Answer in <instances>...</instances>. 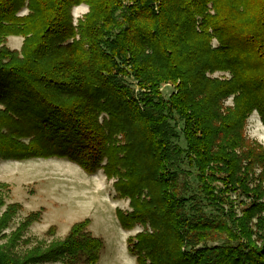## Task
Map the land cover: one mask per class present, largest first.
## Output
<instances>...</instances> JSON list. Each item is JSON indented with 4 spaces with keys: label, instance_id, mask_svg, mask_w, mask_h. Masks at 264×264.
I'll use <instances>...</instances> for the list:
<instances>
[{
    "label": "trees",
    "instance_id": "16d2710c",
    "mask_svg": "<svg viewBox=\"0 0 264 264\" xmlns=\"http://www.w3.org/2000/svg\"><path fill=\"white\" fill-rule=\"evenodd\" d=\"M0 107V161L66 159L114 181L131 209H117L121 227H144L128 240L138 264H264V147L245 136L254 112L264 124V0H0ZM184 154L223 216L181 194L171 167ZM4 188L0 264H98L89 219L19 255L41 212L5 233L20 206H6Z\"/></svg>",
    "mask_w": 264,
    "mask_h": 264
},
{
    "label": "rangeland",
    "instance_id": "374dc122",
    "mask_svg": "<svg viewBox=\"0 0 264 264\" xmlns=\"http://www.w3.org/2000/svg\"><path fill=\"white\" fill-rule=\"evenodd\" d=\"M88 12L89 7L84 4L75 7L73 9L74 24L77 25L78 20H83ZM27 14L28 10H23L20 16ZM213 44L216 45L217 42L214 41ZM224 76L231 78L228 73L209 74L210 78ZM161 92L163 97L168 100L175 89L172 85H163ZM232 105L233 99L230 98L226 102V106ZM170 123L177 134L173 141L174 145L186 150L183 122L176 118ZM245 136L250 142H257L264 147V124L257 112H254L248 119ZM57 160L54 158L25 162L1 161L0 163V185L5 186L3 194L6 206H20V210L5 233L10 235L25 218L41 212L40 219L25 231L22 240L17 244L16 252L22 255L41 242L44 243V246H49L52 242L63 241L74 224L89 219L88 230L92 234H98L96 238L102 239L104 243L98 264H138L136 256H128L127 252H124L122 232L126 230L118 228L114 223L111 217L110 201L100 198L104 195L109 199L111 196V200L119 205V209L131 211L128 200L117 199L113 188L114 181H109L102 170L91 176L78 166L76 168L64 160ZM65 161L68 160L65 159ZM171 170L181 176L182 182L188 183V190L184 192L182 189L181 192L185 198H198L196 202L200 201L199 204H202L206 213L212 216L220 215V211H216L208 205L206 200L202 199L197 180L198 173L189 164L186 154L175 159ZM232 199L237 202L238 208L242 206L241 202H246L242 195L235 194ZM5 209L3 208L2 211L4 212ZM187 209L189 210V205ZM223 215L221 213L220 217ZM111 229L114 235L107 236L105 233ZM142 231H144V227L141 225H137L132 231H126L127 234L125 233L124 237L126 243H128V237H134ZM2 243L5 241H0V244ZM123 255H125V259H123ZM120 258L122 263L117 260ZM41 264H62V261Z\"/></svg>",
    "mask_w": 264,
    "mask_h": 264
},
{
    "label": "crops",
    "instance_id": "0c3cea01",
    "mask_svg": "<svg viewBox=\"0 0 264 264\" xmlns=\"http://www.w3.org/2000/svg\"><path fill=\"white\" fill-rule=\"evenodd\" d=\"M23 38L22 37H9L8 38V42H7V46L9 47V48H11L12 50H21V47H22V45H23ZM1 108V107H0ZM59 160V159H58ZM57 160V161H58ZM30 161V160H29ZM61 161V160H60ZM23 162H25V161H23ZM63 162V161H62ZM64 162H67V163H69L70 165H72V166H74V167H76L77 168V165H75V164H72L71 162H68V161H65L64 160ZM0 163H1V161H0ZM78 168H79V166H78ZM81 169V168H80ZM89 177V176H88ZM102 200H109L110 201V205H111V210H112V213H111V217H112V219H113V221H114V223L118 226V228H120V229H123L122 227H121V225H120V223H119V220H118V218H117V209H118V207H119V205L118 204H116V203H113V201L111 200V196H110V198L109 199H107V198H105V196L103 195V197L101 196L100 197ZM106 211V210H105ZM103 232V231H102ZM123 233V235H122V243H123V249H124V252L126 251L127 252V254H128V256H132V254L130 253V251H129V246H128V243H126V238H124L125 237V233H126V231H123L122 232ZM107 236H113L114 234H113V231H112V229L108 232V233H105ZM127 234V233H126ZM93 235H95V237L96 236H98V234H93ZM130 237H128V239H129ZM128 239H127V241H128ZM125 255H123V259H125L126 257H124ZM119 262L121 261V258L120 259H117ZM121 263H122V261H121Z\"/></svg>",
    "mask_w": 264,
    "mask_h": 264
},
{
    "label": "built area",
    "instance_id": "2783aa9c",
    "mask_svg": "<svg viewBox=\"0 0 264 264\" xmlns=\"http://www.w3.org/2000/svg\"><path fill=\"white\" fill-rule=\"evenodd\" d=\"M76 25V24H75Z\"/></svg>",
    "mask_w": 264,
    "mask_h": 264
}]
</instances>
